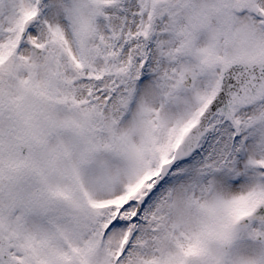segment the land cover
Wrapping results in <instances>:
<instances>
[{
	"label": "snow or ice",
	"instance_id": "1",
	"mask_svg": "<svg viewBox=\"0 0 264 264\" xmlns=\"http://www.w3.org/2000/svg\"><path fill=\"white\" fill-rule=\"evenodd\" d=\"M0 264H264V0H0Z\"/></svg>",
	"mask_w": 264,
	"mask_h": 264
}]
</instances>
